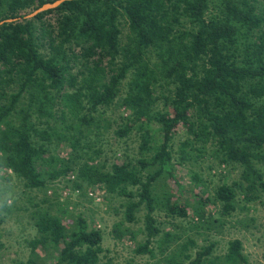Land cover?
<instances>
[{
  "label": "trees",
  "instance_id": "obj_1",
  "mask_svg": "<svg viewBox=\"0 0 264 264\" xmlns=\"http://www.w3.org/2000/svg\"><path fill=\"white\" fill-rule=\"evenodd\" d=\"M55 1L0 0V23L13 20L0 25V178L36 195L16 207L7 204L11 187L0 190L1 213L28 211L35 232L26 260L14 264H112L103 230L73 211L78 203L69 207L71 192L94 203L95 189L99 204L121 200L112 233L134 243V256L249 264L242 241L218 256L210 237L264 196V0H71L24 18ZM110 130L125 145L136 138L137 157L101 160ZM177 130L185 136L175 146ZM206 154L209 173L227 168L238 178L209 193L191 169L189 184L204 193L189 189L198 196L189 204L176 166ZM141 212L142 229L121 228ZM160 213L189 219L195 237Z\"/></svg>",
  "mask_w": 264,
  "mask_h": 264
},
{
  "label": "rangeland",
  "instance_id": "obj_2",
  "mask_svg": "<svg viewBox=\"0 0 264 264\" xmlns=\"http://www.w3.org/2000/svg\"><path fill=\"white\" fill-rule=\"evenodd\" d=\"M32 13V12H31ZM30 14V13H29ZM27 14V15H29ZM26 15V16H27ZM115 127V126H114ZM174 138V145L177 146L179 140H182L185 136L183 130H177ZM107 141L104 145V153L101 157V160L111 159L113 152H117L116 157H120L121 152L128 151V155L132 158L137 157L138 153V141L136 138H131L127 144H123L122 141L116 142L112 130L108 132ZM59 153L64 156L66 155V150H60ZM198 164L193 163L194 165H186L184 167L176 166L175 176L179 182H182L186 185V192L181 195V199H186L189 201V204H194V198L197 199V195L194 196L192 193H188L189 189H192V185L189 184L190 170L196 171L199 177L203 181H207L206 184L208 192L212 193L214 187L221 183V179H227V183L231 184L238 178L237 171L231 169H224L215 167L210 173L208 172L207 167L213 163L211 157L207 154L197 162ZM8 174L10 172H7ZM7 185L11 187V190L8 196L7 204L12 205L14 200V205L17 207H28V203L31 197H36L35 194H29L30 192H24L22 184H19L16 180L12 182L5 181L3 178H0V190ZM58 189L62 188V183H58ZM168 187L177 194V189L173 182H169ZM194 193L200 194L203 196V189L195 188L192 189ZM26 191V190H25ZM49 191L48 193H50ZM68 193L69 191L63 190L59 191L61 195V200H64L63 193ZM37 194V193H36ZM69 195V193L67 194ZM212 195V194H211ZM3 196V195H1ZM6 196V195H5ZM3 196V198L5 197ZM38 198L40 193L37 194ZM7 197V196H6ZM0 197V203L3 199ZM111 199V198H110ZM107 199L104 200L102 204L100 202L92 203L86 197L77 196V194L70 193L69 206L70 210H73V204L78 203V207L75 208L74 212H82L86 217L92 218L93 221H96L100 225V229L104 232V239L102 242V247L106 251L104 254L107 259L112 261V264H163L162 261H159L160 256H156L154 259H149L147 256H134L133 248L134 243H132L128 238H123L121 241L116 240L113 237V225L116 222H119L122 218V210L120 208L119 199ZM262 201H256L252 206H249V210H240L234 212L233 216L226 218V224L223 229V234L219 236H211L210 240H216L217 245L213 254L222 256L227 249V243L233 239H239L242 241L243 253L248 259L249 264H264V196L261 199ZM78 201V202H77ZM96 203V204H95ZM239 203V201H238ZM241 206V205H240ZM207 213L215 216L218 208L209 205L205 208ZM72 211H69V213ZM1 213V211H0ZM24 211L11 210V213L4 215L0 214L2 222L0 223V264H14L16 261H25L29 253V242L34 238L35 232L32 225L29 222L30 213ZM67 213V217H70V214ZM73 213V212H72ZM145 212L138 214V222L136 224H125L121 228L129 227L131 231L136 232L138 229H142L143 226V215ZM192 211L190 210V214ZM158 221H167L174 223L176 226V232L181 233V236L190 235L195 237V234L190 229L191 221L187 220H174L166 218L164 214L160 213L156 215ZM68 219V218H67ZM73 221H65V225L70 226ZM191 224V225H190ZM96 225V223H95ZM171 227L167 226V229L170 230ZM178 228V230H177ZM174 231V229H172ZM185 238V237H184ZM141 235L138 236V240H142ZM201 240V238H200ZM198 242L199 245L202 242ZM194 250L192 251V253Z\"/></svg>",
  "mask_w": 264,
  "mask_h": 264
},
{
  "label": "water",
  "instance_id": "obj_3",
  "mask_svg": "<svg viewBox=\"0 0 264 264\" xmlns=\"http://www.w3.org/2000/svg\"><path fill=\"white\" fill-rule=\"evenodd\" d=\"M65 1H71V0H57L51 4H45V5L41 6L40 8H38L37 10L30 13L29 15L25 16L24 18L25 19H31V18L35 17L36 15H38L39 13H42V12H45L47 10H51V9L58 7L60 4H62ZM11 21H13V20L3 21L0 23V25L4 22H11Z\"/></svg>",
  "mask_w": 264,
  "mask_h": 264
},
{
  "label": "built area",
  "instance_id": "obj_4",
  "mask_svg": "<svg viewBox=\"0 0 264 264\" xmlns=\"http://www.w3.org/2000/svg\"><path fill=\"white\" fill-rule=\"evenodd\" d=\"M50 194V193H49ZM68 193H63L62 195L65 197ZM77 194V192H76ZM75 194V195H76ZM87 196L89 198H91L94 202L98 203L101 201L102 199V191H100L99 189H95V190H88L87 192ZM96 228H100V225L96 222Z\"/></svg>",
  "mask_w": 264,
  "mask_h": 264
}]
</instances>
